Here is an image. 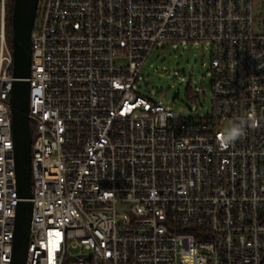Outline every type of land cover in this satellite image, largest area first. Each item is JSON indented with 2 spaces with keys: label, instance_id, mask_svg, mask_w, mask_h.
I'll list each match as a JSON object with an SVG mask.
<instances>
[{
  "label": "built area",
  "instance_id": "2783aa9c",
  "mask_svg": "<svg viewBox=\"0 0 264 264\" xmlns=\"http://www.w3.org/2000/svg\"><path fill=\"white\" fill-rule=\"evenodd\" d=\"M195 41L211 111L186 119L135 83L156 47ZM11 67L0 0V264L21 201ZM27 81L26 264H264V0H39ZM229 121L245 132L225 144Z\"/></svg>",
  "mask_w": 264,
  "mask_h": 264
},
{
  "label": "water",
  "instance_id": "95a60500",
  "mask_svg": "<svg viewBox=\"0 0 264 264\" xmlns=\"http://www.w3.org/2000/svg\"><path fill=\"white\" fill-rule=\"evenodd\" d=\"M39 0H12L9 23L11 33V134L18 196L12 264H26L31 221V132L28 121L31 33Z\"/></svg>",
  "mask_w": 264,
  "mask_h": 264
},
{
  "label": "rangeland",
  "instance_id": "374dc122",
  "mask_svg": "<svg viewBox=\"0 0 264 264\" xmlns=\"http://www.w3.org/2000/svg\"><path fill=\"white\" fill-rule=\"evenodd\" d=\"M210 62L204 42L163 43L144 62L135 83L149 101L177 112L182 118L198 119L210 114ZM116 211H126L118 204Z\"/></svg>",
  "mask_w": 264,
  "mask_h": 264
},
{
  "label": "clouds",
  "instance_id": "9594fccd",
  "mask_svg": "<svg viewBox=\"0 0 264 264\" xmlns=\"http://www.w3.org/2000/svg\"><path fill=\"white\" fill-rule=\"evenodd\" d=\"M245 129L242 122L229 121L223 129L225 144H231L244 135Z\"/></svg>",
  "mask_w": 264,
  "mask_h": 264
},
{
  "label": "trees",
  "instance_id": "16d2710c",
  "mask_svg": "<svg viewBox=\"0 0 264 264\" xmlns=\"http://www.w3.org/2000/svg\"><path fill=\"white\" fill-rule=\"evenodd\" d=\"M11 4H12V0H5V35H6V42L9 48L11 42L10 23H9ZM29 128L32 133L31 123H29Z\"/></svg>",
  "mask_w": 264,
  "mask_h": 264
}]
</instances>
